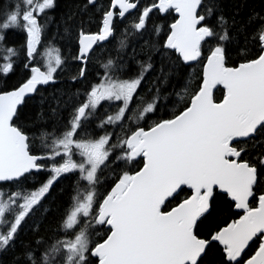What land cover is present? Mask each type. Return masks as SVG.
<instances>
[{
  "label": "snow or ice",
  "instance_id": "snow-or-ice-1",
  "mask_svg": "<svg viewBox=\"0 0 264 264\" xmlns=\"http://www.w3.org/2000/svg\"><path fill=\"white\" fill-rule=\"evenodd\" d=\"M76 8L0 3V257L264 264V0Z\"/></svg>",
  "mask_w": 264,
  "mask_h": 264
},
{
  "label": "trees",
  "instance_id": "trees-1",
  "mask_svg": "<svg viewBox=\"0 0 264 264\" xmlns=\"http://www.w3.org/2000/svg\"><path fill=\"white\" fill-rule=\"evenodd\" d=\"M3 0H0V3H2ZM233 0H223V3L225 5V9L226 11L230 10V5L232 4ZM251 3H255V4H259V0H250ZM83 3V0H59V5H60V10L54 14L56 19H59V16L61 14H67L69 12H72V11H76L77 8L76 6L78 4H82ZM55 27H56V24H55V21L53 22V24L50 26L51 30H55ZM10 39H15V37H10ZM109 51H111V48H109ZM113 55H115L114 52H112ZM107 55V53H106ZM18 77L17 76H13L11 78V81L10 82H14L15 79H17ZM61 80H66V76H63L61 77ZM63 87H68V85L66 83H58L56 85V88H63ZM169 91L172 90V86H169ZM53 89L52 88H49L48 89V92H52ZM219 95V92L217 93ZM30 106H31V111L32 113L34 114L35 112L39 111V108L38 106L30 101ZM58 216V213L55 211V208L53 207V210H52V213L48 216V219H46L44 222H43V225H42V231L45 230V229H54L56 227V217ZM0 259H3L5 264H8V261H10L11 259V255L8 254V255H5L3 257H0Z\"/></svg>",
  "mask_w": 264,
  "mask_h": 264
}]
</instances>
